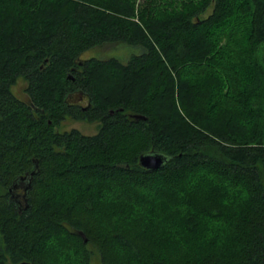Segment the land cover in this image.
Segmentation results:
<instances>
[{
  "label": "trees",
  "instance_id": "obj_1",
  "mask_svg": "<svg viewBox=\"0 0 264 264\" xmlns=\"http://www.w3.org/2000/svg\"><path fill=\"white\" fill-rule=\"evenodd\" d=\"M263 44L264 0H0V264H264Z\"/></svg>",
  "mask_w": 264,
  "mask_h": 264
},
{
  "label": "rangeland",
  "instance_id": "obj_2",
  "mask_svg": "<svg viewBox=\"0 0 264 264\" xmlns=\"http://www.w3.org/2000/svg\"><path fill=\"white\" fill-rule=\"evenodd\" d=\"M137 2H143V0H136ZM211 9L208 8L202 15L204 18ZM134 49L130 46H117V45H107L101 47H95L84 51L79 58L87 59L89 57H95L100 59H106L108 57H116L122 62H125L131 53H134ZM259 58L262 63H264V44L259 50ZM25 82L22 78H17L14 84L11 86L10 90L15 97L22 101H27V96L24 92ZM81 105L85 104V101H79ZM70 129H75L83 135H92L96 132V123H89L86 121L74 120L66 118L58 126L59 131H69ZM90 264H100L97 256L92 255Z\"/></svg>",
  "mask_w": 264,
  "mask_h": 264
},
{
  "label": "water",
  "instance_id": "obj_3",
  "mask_svg": "<svg viewBox=\"0 0 264 264\" xmlns=\"http://www.w3.org/2000/svg\"><path fill=\"white\" fill-rule=\"evenodd\" d=\"M167 158L168 157L162 153L148 151L139 154L137 158V162L139 166L147 170H154L161 167L162 164L167 160ZM33 173L34 171L31 170L30 172L24 173V175L15 178L11 182L8 188V191L11 193V195L14 194L15 190L21 189V193L17 194V196L24 200V192L29 187V181ZM17 264H30V263L27 261H20Z\"/></svg>",
  "mask_w": 264,
  "mask_h": 264
},
{
  "label": "flooded vegetation",
  "instance_id": "obj_4",
  "mask_svg": "<svg viewBox=\"0 0 264 264\" xmlns=\"http://www.w3.org/2000/svg\"><path fill=\"white\" fill-rule=\"evenodd\" d=\"M80 101H83V100L81 99ZM18 190H20V189H17L16 191H18ZM18 192H19V191H18Z\"/></svg>",
  "mask_w": 264,
  "mask_h": 264
}]
</instances>
